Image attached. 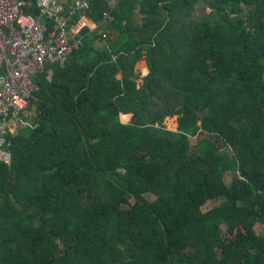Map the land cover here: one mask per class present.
Instances as JSON below:
<instances>
[{"label": "trees", "instance_id": "trees-1", "mask_svg": "<svg viewBox=\"0 0 264 264\" xmlns=\"http://www.w3.org/2000/svg\"><path fill=\"white\" fill-rule=\"evenodd\" d=\"M87 19L104 30L40 77L0 165V264H264V0H92Z\"/></svg>", "mask_w": 264, "mask_h": 264}, {"label": "built area", "instance_id": "built-area-1", "mask_svg": "<svg viewBox=\"0 0 264 264\" xmlns=\"http://www.w3.org/2000/svg\"><path fill=\"white\" fill-rule=\"evenodd\" d=\"M0 0V165L11 166L10 137L28 124L41 76L52 80L53 67L65 66L75 49L84 46L79 35L92 0ZM78 19L77 21H74ZM111 17L105 15V21ZM71 35L79 36L75 41ZM106 37V36H105Z\"/></svg>", "mask_w": 264, "mask_h": 264}, {"label": "rangeland", "instance_id": "rangeland-1", "mask_svg": "<svg viewBox=\"0 0 264 264\" xmlns=\"http://www.w3.org/2000/svg\"><path fill=\"white\" fill-rule=\"evenodd\" d=\"M109 1H110L111 7L114 6V5H116L118 3V0H109ZM105 24L103 26H101V28L98 30L99 32H102L104 30ZM105 33H107L108 36L105 37L106 40H104V44L103 45L102 44L100 45L101 47H106V46L108 47V46H110V43H111L110 42V39L113 37V35L109 34L108 31H105ZM34 110H36V108ZM131 115L132 114L123 116L122 117V120L125 123L130 122V120L132 118ZM179 118L180 117L178 115L177 116H174V117H168L165 123H166V125L168 126L169 129L174 130V131H178L179 130V127H180V125H179ZM191 142H192V146L195 148V146L199 143V138L198 137H192L191 138ZM233 180H234V174L232 172H230V171L227 172V174H226V182H227V184L228 185H232ZM145 196L150 201H155L157 199V196L154 195V194H152V193H147ZM135 202H136V200L133 199L132 200V203H135ZM222 203H223L222 200H220V201H211V202H209L207 204V206L204 209H205V211H208V210H210V209H212V208H214L216 206L221 205ZM256 230H257L258 233H260V232L263 231V227L261 225H258L256 227Z\"/></svg>", "mask_w": 264, "mask_h": 264}, {"label": "crops", "instance_id": "crops-1", "mask_svg": "<svg viewBox=\"0 0 264 264\" xmlns=\"http://www.w3.org/2000/svg\"><path fill=\"white\" fill-rule=\"evenodd\" d=\"M114 6H116V5H114ZM114 6H112V7H114ZM81 21L86 23V28L85 29H89L88 40H91L93 38V35L98 31V28H99L98 24H96L95 22L90 21L88 19H82ZM105 36H108V34L105 33L104 34V38H102V40H99V43H98L99 45H101V44L103 45L104 44V40H106ZM136 73L139 74L140 77H141L140 82H143V78H145L146 76L149 75L150 68L148 67V64H147V61L145 60V58L138 62ZM118 77L121 79L122 75H119ZM123 116H126V115H123ZM131 116H132V118H131L130 122L133 119V114ZM152 202H154V201H152Z\"/></svg>", "mask_w": 264, "mask_h": 264}, {"label": "clouds", "instance_id": "clouds-1", "mask_svg": "<svg viewBox=\"0 0 264 264\" xmlns=\"http://www.w3.org/2000/svg\"><path fill=\"white\" fill-rule=\"evenodd\" d=\"M118 2H119V0H118ZM117 4H118V3H117ZM117 4H116V5H117Z\"/></svg>", "mask_w": 264, "mask_h": 264}]
</instances>
